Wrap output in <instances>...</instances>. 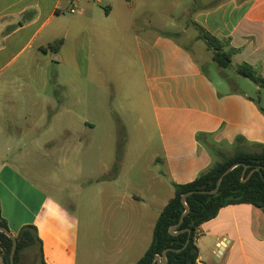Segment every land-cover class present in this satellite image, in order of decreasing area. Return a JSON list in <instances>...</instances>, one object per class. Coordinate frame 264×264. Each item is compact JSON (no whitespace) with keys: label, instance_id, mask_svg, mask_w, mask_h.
I'll list each match as a JSON object with an SVG mask.
<instances>
[{"label":"crops","instance_id":"obj_1","mask_svg":"<svg viewBox=\"0 0 264 264\" xmlns=\"http://www.w3.org/2000/svg\"><path fill=\"white\" fill-rule=\"evenodd\" d=\"M111 15L109 5L94 15L91 0H0V66L4 70L13 62H65L63 49L69 43L84 36L90 40L95 30L114 31L107 25ZM87 18L90 24L83 28ZM193 23L216 38L230 40L238 51L234 66L249 64L264 77V0H212V8L200 11ZM59 41L63 42L59 52H50L49 47ZM138 53L162 147L153 163L161 168L139 190L99 188L98 211L112 210L113 220L106 228L98 216V232L103 224L112 242L97 252L95 262L86 252L81 264H137L152 245L156 223L173 198L168 197L170 185L194 182L218 161L217 152H234L239 137L244 138L239 147L245 149L264 145L260 100L218 86L190 49L172 39L139 42ZM75 60L81 62L77 53ZM257 90L264 89L257 86ZM3 111L0 106V121ZM71 113L69 108L54 110L49 124L58 114ZM5 123L0 124L4 137L0 146L5 148L0 153L2 218L16 237L24 226L37 228L45 264H80L78 216L62 198L10 163L11 148L24 141L11 137L10 121ZM196 245L197 264H264V214L249 204L227 206L199 227Z\"/></svg>","mask_w":264,"mask_h":264},{"label":"rangeland","instance_id":"obj_2","mask_svg":"<svg viewBox=\"0 0 264 264\" xmlns=\"http://www.w3.org/2000/svg\"><path fill=\"white\" fill-rule=\"evenodd\" d=\"M100 1L91 0L94 15L109 5L112 15L107 25L114 27L113 32L95 30L90 40L84 36L69 43L63 49L65 62H13L4 70L0 66V106L4 108L0 124L10 121L11 137L24 141L11 148L9 161L73 207L80 220V264L86 252L95 262L97 252L112 242L103 224L98 232L99 217L106 228L113 220L112 210L98 211L99 188L139 190L161 168L153 163L162 147L140 65L139 42L163 38L180 43L218 86L248 93L264 106V90L259 92L234 68L222 69L213 63L212 53L199 38L193 22L200 11L212 8V0ZM84 22L83 28H88L90 19ZM76 53L81 62L75 60ZM64 108L72 113L58 114L50 125L52 111ZM17 126L21 130H15ZM4 150L0 146V153ZM174 195L170 185L169 199ZM22 260L41 264L32 250L24 251ZM0 264H4L1 253Z\"/></svg>","mask_w":264,"mask_h":264},{"label":"trees","instance_id":"obj_3","mask_svg":"<svg viewBox=\"0 0 264 264\" xmlns=\"http://www.w3.org/2000/svg\"><path fill=\"white\" fill-rule=\"evenodd\" d=\"M196 27L201 33L199 38L206 43L208 50L212 53L213 63L222 69L234 68L237 74L264 89V77L254 67L246 63L234 66L233 60L238 51L231 48L230 40L216 38L201 26L196 25ZM62 44L63 42L59 41L51 45L50 52L57 54ZM243 142L244 138L236 139V147L231 155L219 153L215 147H212V151L220 155V160L216 161L194 182L186 185L172 184L175 195L161 212L154 229L152 245L137 264H152L155 257L161 256L166 249H173L167 254V264H197L199 259V249L196 245L198 229L216 218L221 209L230 205L249 204L260 209L264 214V145L255 144L253 148L245 149L239 147V144ZM238 163L250 166L244 177V167H238L224 177L217 194L202 195L197 193L188 197L187 204L190 213L176 231L191 230V241L186 249L180 252L175 251L184 248L189 239L187 231L177 236L170 234V229L179 223L181 216L186 211L181 201L182 196L192 191H215L221 176ZM256 168H262V170L253 172ZM0 226L8 228L6 220L2 218L1 208ZM17 239L19 241L15 264H25L22 260V253L26 250L36 251L41 264H45L43 244L35 226H24ZM12 247L13 241L0 232V253L4 264H10Z\"/></svg>","mask_w":264,"mask_h":264},{"label":"water","instance_id":"obj_4","mask_svg":"<svg viewBox=\"0 0 264 264\" xmlns=\"http://www.w3.org/2000/svg\"><path fill=\"white\" fill-rule=\"evenodd\" d=\"M243 166L244 167V172H243V177L246 175L247 173V170L250 168V166H247L245 164H242V163H238V164H235L233 165L231 168H229L222 176L221 178L219 179L218 181V184H217V189L215 191H192V192H189L185 195L182 196V204L185 206V213L181 216L180 220H179V223L172 227L170 229V234L172 236H177L179 235L180 233H185L186 231L189 233V239L186 243V245L184 246V248L182 249H179V250H175L177 252H180L184 249L187 248V246L189 245L190 241H191V230H183L181 232H177L176 230L179 229L181 227V225L183 224L184 222V219L185 217L190 213V208L187 204V199L189 196L191 195H194V194H202V195H215L217 194V192L219 191L220 189V186H221V183L224 179L225 176H227L229 173H231L234 169L238 168V167H241ZM262 168H256L253 170V172L255 171H261ZM0 232L1 233H4L6 236H8L12 241H13V247H12V251H11V255H10V264H15V257H16V253H17V248H18V239L17 237L8 229V228H5V227H2L0 226ZM170 251H173V249H166L163 254L161 256H156L153 263L152 264H167L168 263V258H167V254L170 252Z\"/></svg>","mask_w":264,"mask_h":264},{"label":"built area","instance_id":"obj_5","mask_svg":"<svg viewBox=\"0 0 264 264\" xmlns=\"http://www.w3.org/2000/svg\"><path fill=\"white\" fill-rule=\"evenodd\" d=\"M75 11L74 10H72V13H74Z\"/></svg>","mask_w":264,"mask_h":264}]
</instances>
